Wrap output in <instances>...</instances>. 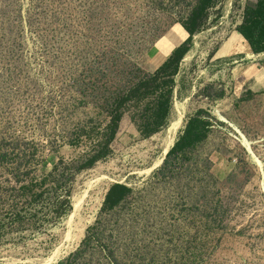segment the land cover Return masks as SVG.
Wrapping results in <instances>:
<instances>
[{
  "label": "rangeland",
  "instance_id": "rangeland-1",
  "mask_svg": "<svg viewBox=\"0 0 264 264\" xmlns=\"http://www.w3.org/2000/svg\"><path fill=\"white\" fill-rule=\"evenodd\" d=\"M256 3L216 0L190 35L198 0H0V264H264ZM198 111L206 136L167 155Z\"/></svg>",
  "mask_w": 264,
  "mask_h": 264
},
{
  "label": "trees",
  "instance_id": "trees-1",
  "mask_svg": "<svg viewBox=\"0 0 264 264\" xmlns=\"http://www.w3.org/2000/svg\"><path fill=\"white\" fill-rule=\"evenodd\" d=\"M215 2L216 0H198V5L192 12L190 23L186 26L190 35L198 28L197 26L199 23L197 20L202 16L204 11ZM237 31L248 41L253 52L258 53L264 51V0H257L255 8H248L246 18L244 22L237 27ZM188 48L186 42L177 46L163 63L161 69L171 64L179 65ZM200 112L201 111L196 112L194 116L188 119L182 134L167 155L177 151H184L206 136L207 123L200 117ZM119 120L120 117L118 115H113L109 123V127L112 131L111 138L114 137L117 132ZM127 189L128 187L125 184H113L107 192L105 202H108L109 206H113L119 201L123 192ZM114 192L115 197L112 198Z\"/></svg>",
  "mask_w": 264,
  "mask_h": 264
},
{
  "label": "bare ground",
  "instance_id": "bare-ground-1",
  "mask_svg": "<svg viewBox=\"0 0 264 264\" xmlns=\"http://www.w3.org/2000/svg\"><path fill=\"white\" fill-rule=\"evenodd\" d=\"M182 118H183V115L180 114L178 119L172 123V125L168 131L167 137L164 141L165 151L168 150L169 145H171L172 142L174 141L176 134H177L180 126L182 125V121H183ZM78 207H79V202L77 204H75V211L73 212L72 215L76 214ZM91 218H92V215L88 216V217L80 218V220L76 223V228L78 231L77 237H79L84 232L85 227Z\"/></svg>",
  "mask_w": 264,
  "mask_h": 264
},
{
  "label": "crops",
  "instance_id": "crops-1",
  "mask_svg": "<svg viewBox=\"0 0 264 264\" xmlns=\"http://www.w3.org/2000/svg\"><path fill=\"white\" fill-rule=\"evenodd\" d=\"M256 5H257V3H256ZM256 5H255V6H256ZM185 35H186V34H185ZM173 39H174V38H173ZM184 39H185V36L182 38V40H181L180 42H182ZM173 42H174V40L172 41V43H173ZM183 42H184V41H183ZM183 42H182V43H183ZM182 43H180V44L178 43V44L173 45V47H172L171 51L169 52V54H167V55L164 54V55L169 56V55L172 53V51H173L177 46L181 45ZM164 62H165V61H164ZM263 68H264V66H263Z\"/></svg>",
  "mask_w": 264,
  "mask_h": 264
}]
</instances>
